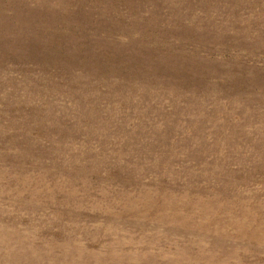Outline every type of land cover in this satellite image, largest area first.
Segmentation results:
<instances>
[{
    "label": "rangeland",
    "instance_id": "rangeland-1",
    "mask_svg": "<svg viewBox=\"0 0 264 264\" xmlns=\"http://www.w3.org/2000/svg\"><path fill=\"white\" fill-rule=\"evenodd\" d=\"M0 264H264V0H0Z\"/></svg>",
    "mask_w": 264,
    "mask_h": 264
}]
</instances>
